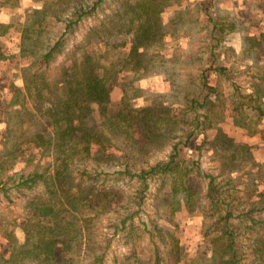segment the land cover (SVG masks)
Listing matches in <instances>:
<instances>
[{"label":"rangeland","instance_id":"obj_1","mask_svg":"<svg viewBox=\"0 0 264 264\" xmlns=\"http://www.w3.org/2000/svg\"><path fill=\"white\" fill-rule=\"evenodd\" d=\"M78 1L91 6L96 0H20L23 7L20 6L19 12L0 10V14L6 15L0 17V264H33L27 260L9 262L10 244L23 242L18 225L24 223L26 201L47 194L51 180L48 171L63 153L60 151L75 142L74 138H68L67 145L59 148L61 141L54 135L52 118L47 115L57 107L43 104L34 108L31 97L25 96L19 100L20 106L13 105L12 87H21L22 69L40 67L39 57L60 36L62 20ZM168 1L171 5L160 14L163 37L146 50L130 53L133 39L119 29L131 18L124 0H105L74 34L66 36L62 53L54 58L51 67L68 69L72 59L96 50L97 37L106 40L109 46H118L114 51L124 65L110 86L109 110L111 113L123 110L126 100L132 109L150 108L151 116L147 119L148 127L141 123L124 133L111 135L106 130L104 133L111 135L110 152L127 162L133 171H138L166 160L171 144L182 135L183 126L169 122L168 116L179 117L186 104L185 96L196 91L199 72L210 62L208 50L212 41H218L215 56L226 76L210 75L219 95L209 115L210 127L206 132L209 145L202 151L200 166L203 173L215 177L218 186H224L226 200L232 198L238 211L248 210L264 197V121L257 123L252 114L243 116L241 121L232 114V107L237 93L246 98L254 93V85L264 86V0ZM15 3L17 0H2L0 5L12 7ZM47 6H51V11H58V15L54 17L46 10L39 18L42 20L37 24L36 36L28 40L34 31L25 30L23 22L27 15L28 19L32 17L31 10H44ZM93 31L99 33L92 34ZM99 47L103 48L104 44L99 42ZM80 107L90 113L84 127L101 129L99 108L82 102ZM193 153L185 148L181 156L185 161L192 160L195 159ZM96 166L97 163L90 160H78L73 166L75 172L85 167L89 171L98 170L92 173L94 184L108 193L109 202L103 203L102 206L106 204L104 209H97L98 216L89 237L81 245H74L72 264H91L93 255L100 254H103V264H129L123 259L132 252L139 259L149 258L154 248L162 247L157 239L149 241L145 231H152V225L176 236L185 255L180 264H188L198 251L209 254L212 247L220 243L209 240L214 237V227L209 237L203 236L214 223V218H205L202 214L205 179H189L188 186L200 191L189 208L183 194L173 193V180L167 175L148 181L139 205V184L113 174L122 166L116 162ZM31 173L44 174L45 181L37 180L31 189L19 186V180ZM262 201L264 204V199ZM128 215H134L133 223L139 233L137 240L129 237V229H120V220ZM252 216L260 223L252 231L244 230L245 226H250L246 222L237 226L238 231H243L239 239L240 264H264V211ZM15 220L17 226L12 229ZM7 231L11 233L10 240L4 236ZM77 248H81V252ZM57 249L62 258L61 249Z\"/></svg>","mask_w":264,"mask_h":264},{"label":"trees","instance_id":"obj_2","mask_svg":"<svg viewBox=\"0 0 264 264\" xmlns=\"http://www.w3.org/2000/svg\"><path fill=\"white\" fill-rule=\"evenodd\" d=\"M104 1L96 0L91 6L81 1L74 3L71 13L62 20V33L39 57L40 67L32 70L28 66L22 69L20 71L21 87H12L14 88L13 105L20 106L19 100L25 96L31 97L34 108H40L43 104L57 107L56 111L53 108L52 113L47 115L52 118L51 127L54 135L61 141L59 148L63 149L67 145L66 139L68 138H74L75 142L68 149L65 147L64 151H60L63 153L54 160L53 167L48 171L51 180L47 194L44 197H35L26 201L23 207L24 223L18 225L23 233V242H11L8 261L15 263L27 260L33 264H72L71 255L74 245L76 247L81 245L89 237L92 224L98 216L97 209H104L106 204L102 206L103 203L109 202L108 193L94 184L92 173H98V170L89 171L85 167L82 171L75 172L73 169L76 161L90 160V162L97 163V166L100 164L108 166L113 162L122 166L120 171H115L113 174L139 184L140 189L137 192L140 195L139 205L148 188V181L156 176L167 175L173 180V193L183 194L185 204L189 208V204L193 205V200L200 193L188 186L189 179H205L207 183L202 214L205 218H214V223L207 228L203 236L209 237V231L214 227V237H209V240L220 243L212 247L209 254L198 251L187 263L240 264L239 239L243 231H238L237 226L246 222L251 227L245 226L244 230L252 231L260 224L252 215L264 211L262 201L264 197L248 210L238 211L233 205L232 198L226 200L224 186H218L215 177L203 173L200 166L202 151L205 150V146L209 145L206 135L210 127L209 115L215 107V98L219 95L217 86L211 82L210 75L226 76L223 67L217 64L215 56V51L219 47L218 41H212L208 50L210 62L199 72L196 91L185 96L186 104L179 117L168 116L169 122L178 126L180 124L183 128H180L182 135L171 144L166 160L133 171L127 162L121 161L110 152L111 135L124 133L133 126L139 127L141 123L148 127L147 119L151 116V110L150 108L132 109L126 100L123 110L112 113L109 110L111 103L109 89L117 80L124 65L118 60L114 51L118 46H109L106 40L96 36L98 38L95 43L97 48L92 53L86 52L72 59L68 69L63 67L52 69L51 67L56 60L54 58L62 53L66 36L74 34L80 24L91 18ZM124 4L130 11L131 18L119 29L133 39L130 53H137L139 49L144 51L163 37L160 14L165 7L171 5L168 0H124ZM51 9V6H47L44 10L29 11L32 17L25 19V30L34 32L28 40L36 36L35 31L39 30L37 24H41L42 20L39 18L43 17L46 10L50 11L54 17L58 15V11H51ZM91 33L98 34L99 32ZM99 42L104 44L103 48L99 47ZM21 55L24 56L23 50ZM253 88L254 93L246 98L237 93L232 114L239 119L252 114L256 117L257 123H260L264 121V108L262 107L264 86L258 83ZM81 102L91 103L99 108L102 119L101 129L84 127V120L89 118L90 113L80 107ZM105 130L111 135H106ZM77 134L80 136H76ZM194 142L197 143L196 146ZM41 144L44 147L43 143ZM185 148L194 152L195 159L187 161L183 159L181 152ZM43 176L44 174L31 173L27 178H21L18 185L31 189L37 180H43ZM226 182L231 183L229 180ZM133 218L134 215L122 218L120 229H129V237L137 240L139 233L136 231ZM12 222L11 228H16V220ZM120 229L117 228L116 231ZM145 232L149 235V241L152 238L157 239L164 249L154 248L153 255L143 259H139L136 253L132 252L131 256L123 259L125 262L129 264H180L184 261L185 255L179 241L171 231H164L162 227L152 225V231ZM4 236L10 240L11 233L7 231ZM57 248L61 249L59 253L62 258H59ZM77 249L80 252L82 250ZM91 264H103V254L93 255Z\"/></svg>","mask_w":264,"mask_h":264},{"label":"crops","instance_id":"obj_3","mask_svg":"<svg viewBox=\"0 0 264 264\" xmlns=\"http://www.w3.org/2000/svg\"><path fill=\"white\" fill-rule=\"evenodd\" d=\"M2 0H0V2H1ZM20 0H17V3H15V5L14 6H12V7H10V6H8V5H5V4H1L0 5V10L1 11H7V10H9L10 12H12V13H14V10H15V12H19L18 11V9L20 8V6H22L23 7V4H22V2H19ZM31 2H33V0H31ZM0 11V12H1ZM1 16H6L4 13H1L0 14V17ZM27 18H28V15H27ZM1 22V21H0ZM23 24H24V22H23Z\"/></svg>","mask_w":264,"mask_h":264}]
</instances>
